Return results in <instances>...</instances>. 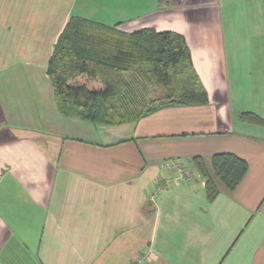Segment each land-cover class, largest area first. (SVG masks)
I'll return each instance as SVG.
<instances>
[{
    "label": "crops",
    "instance_id": "crops-1",
    "mask_svg": "<svg viewBox=\"0 0 264 264\" xmlns=\"http://www.w3.org/2000/svg\"><path fill=\"white\" fill-rule=\"evenodd\" d=\"M71 15L182 33L207 102L62 114L46 66ZM243 111L264 118V0H0V264H264V127ZM217 152L247 170L209 201L192 158Z\"/></svg>",
    "mask_w": 264,
    "mask_h": 264
},
{
    "label": "trees",
    "instance_id": "trees-1",
    "mask_svg": "<svg viewBox=\"0 0 264 264\" xmlns=\"http://www.w3.org/2000/svg\"><path fill=\"white\" fill-rule=\"evenodd\" d=\"M119 26L80 15L66 21L46 66L62 114L117 125L165 106L207 102L182 33L152 27L127 32ZM239 118L264 127V118L254 112L243 111ZM192 161L209 201L219 193V181L232 189L247 170L246 160L231 152L213 154L211 172L200 156Z\"/></svg>",
    "mask_w": 264,
    "mask_h": 264
},
{
    "label": "built area",
    "instance_id": "built-area-1",
    "mask_svg": "<svg viewBox=\"0 0 264 264\" xmlns=\"http://www.w3.org/2000/svg\"><path fill=\"white\" fill-rule=\"evenodd\" d=\"M161 167H170V168L177 169L179 171L178 175L174 178L169 179V181L171 180L173 182H178L180 180H187L188 179L187 173L184 172L181 169L180 165L174 161L165 160L161 163ZM150 258H152V252L150 250H147L142 254V256H140L137 260H135V264H138L141 261L146 260V259H150Z\"/></svg>",
    "mask_w": 264,
    "mask_h": 264
},
{
    "label": "rangeland",
    "instance_id": "rangeland-1",
    "mask_svg": "<svg viewBox=\"0 0 264 264\" xmlns=\"http://www.w3.org/2000/svg\"><path fill=\"white\" fill-rule=\"evenodd\" d=\"M81 120H83V119H81ZM85 122H86V123H87V122H90L89 124H92V123H93V122H91V121H85ZM93 124H94V123H93Z\"/></svg>",
    "mask_w": 264,
    "mask_h": 264
}]
</instances>
